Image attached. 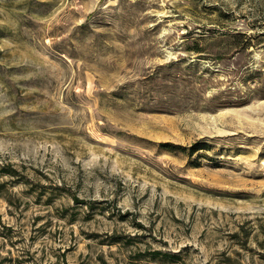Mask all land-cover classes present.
Listing matches in <instances>:
<instances>
[{"label": "rangeland", "instance_id": "obj_1", "mask_svg": "<svg viewBox=\"0 0 264 264\" xmlns=\"http://www.w3.org/2000/svg\"><path fill=\"white\" fill-rule=\"evenodd\" d=\"M0 264H264V0H0Z\"/></svg>", "mask_w": 264, "mask_h": 264}, {"label": "trees", "instance_id": "obj_2", "mask_svg": "<svg viewBox=\"0 0 264 264\" xmlns=\"http://www.w3.org/2000/svg\"><path fill=\"white\" fill-rule=\"evenodd\" d=\"M191 152H193V151H191ZM3 171H1L2 173H7V174H9V175H14L15 173H17L16 172V170H14V169H12V168H4V169H2Z\"/></svg>", "mask_w": 264, "mask_h": 264}]
</instances>
